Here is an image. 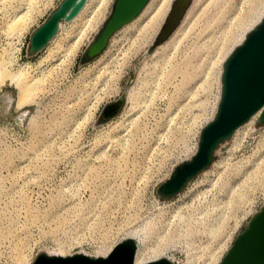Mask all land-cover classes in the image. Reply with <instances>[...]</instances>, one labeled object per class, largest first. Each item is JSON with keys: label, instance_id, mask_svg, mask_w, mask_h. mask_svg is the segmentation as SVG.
Wrapping results in <instances>:
<instances>
[{"label": "rangeland", "instance_id": "obj_1", "mask_svg": "<svg viewBox=\"0 0 264 264\" xmlns=\"http://www.w3.org/2000/svg\"><path fill=\"white\" fill-rule=\"evenodd\" d=\"M61 1L0 0L3 66L41 83L24 103L11 78L0 83V264H32L43 252L106 255L133 231L143 253L155 250L150 260L220 263L264 208V124L241 128L176 196L156 189L195 150L216 110L222 63L264 16V0H198L179 44L143 59L134 78L155 35L123 27L105 52L85 55L114 0L92 1L77 24L28 53L32 32ZM60 44L77 52L40 66ZM124 93L122 110L104 119Z\"/></svg>", "mask_w": 264, "mask_h": 264}, {"label": "water", "instance_id": "obj_2", "mask_svg": "<svg viewBox=\"0 0 264 264\" xmlns=\"http://www.w3.org/2000/svg\"><path fill=\"white\" fill-rule=\"evenodd\" d=\"M150 0H114L111 13L103 27L86 49V57L93 59L104 51L110 38L133 21ZM88 0H62L49 17L31 34L28 53L36 54L55 37L62 22H70L81 12ZM193 0H174L160 32L139 57L132 78L143 59L170 37ZM108 104L103 118L118 114L126 101ZM259 125L264 124V17L249 30L244 40L228 55L221 76V96L214 117L202 128L198 146L190 157L178 162L170 175L158 185L159 198L168 199L183 191L189 182L207 169L216 159L217 150L231 139L236 130L256 114ZM119 249L112 259L114 251ZM137 244L128 238L115 245L106 256L94 257L79 252L71 255L43 252L32 264H135ZM145 264H179L163 257ZM220 264H264V208L240 233Z\"/></svg>", "mask_w": 264, "mask_h": 264}, {"label": "bare ground", "instance_id": "obj_3", "mask_svg": "<svg viewBox=\"0 0 264 264\" xmlns=\"http://www.w3.org/2000/svg\"><path fill=\"white\" fill-rule=\"evenodd\" d=\"M92 1H94V0H88V2L86 3V5L83 7V9L81 10V12L76 16V18H74L72 21H70V22H62L61 23V25H60V28H59V31H58V33L55 35V37L48 43V45L46 46V47H48L54 40H56V38L58 37V35H59V33H60V31L62 30V28H63V26L65 25V24H70L71 26L72 25H75V24H77L78 23V21H76V20H78L81 16H82V14L86 11V9L88 8V6L91 4V2ZM173 1L174 0H150L149 2H148V4L146 5V7L142 10V12L138 15V17L137 18H135L133 21H131V22H129L128 24H126L125 26H123L122 28L123 29H125V28H128V27H137V32L138 33H140L141 35H143V36H145V35H152V36H154V38H153V40H152V42L154 41V39H155V37H156V35L160 32V30H161V28H162V26L164 25V23H165V21H166V18H167V16H168V14H169V12H170V10H171V7H172V4H173ZM198 0H193V2L191 3V5H190V7L187 9V11L185 12V14H184V16H183V18L181 19V21H180V23L178 24V26L175 28V30L172 32V34L170 35V37L169 38H167L163 43H161L156 49H155V51L151 54L152 56L153 55H155L157 52H158V50L159 49H161V48H164V49H167V48H169V47H176L178 44H179V41H180V36L179 35H181V32L184 30V27L186 26V24H185V22L187 21V19H188V17H189V14H190V11L192 10V8H193V6L195 5V3L197 2ZM98 4V3H97ZM102 4L104 5V4H106V1H103V0H101L100 1V3H99V5L98 6H100V7H102ZM107 5V4H106ZM90 9V8H89ZM96 9H97V7H96ZM98 9H99V7H98ZM93 10H95V9H93ZM92 13V12H91ZM94 13V12H93ZM94 17H97V16H94ZM264 17V16H263ZM262 17V18H263ZM261 18V19H262ZM92 19V18H91ZM98 19V18H97ZM97 19H96V22H94V25H92V24H88V20H83V21H79V24H78V26L77 27H73V28H75L77 31H76V34L78 35L79 33H81L82 34V32H83V30H85L86 29V27L88 26V25H90V27H91V30L93 31V30H96L97 29V26H98V24H97ZM260 19V20H261ZM259 20V21H260ZM93 21V20H92ZM100 21V20H99ZM258 21V22H259ZM257 22V23H258ZM256 23V24H257ZM85 24V25H84ZM88 24V25H87ZM255 24V25H256ZM92 25V26H91ZM254 25V26H255ZM253 26V27H254ZM252 27V28H253ZM121 28V29H122ZM251 28V29H252ZM88 29V28H87ZM120 29V30H121ZM122 29V30H123ZM251 29H249V30H251ZM89 30H90V28H89ZM120 30H118V31H120ZM248 30V31H249ZM86 31V30H85ZM84 31V32H85ZM117 31V32H118ZM186 31V30H185ZM247 31V32H248ZM62 32V31H61ZM84 32H83V34H84ZM116 32V33H117ZM246 32V33H247ZM80 34V35H81ZM82 34V35H83ZM18 35H19V33H18ZM61 35V34H60ZM59 35V36H60ZM115 35V34H114ZM246 35V34H245ZM245 35H243V37L245 38ZM242 37V41L244 40V38ZM69 38V37H68ZM76 38H77V36H76ZM112 38V37H111ZM110 38V39H111ZM60 40V39H59ZM80 40V39H79ZM82 40H83V38H82ZM151 39H148L147 40V43L150 41ZM241 41V42H242ZM67 42V41H66ZM65 42V43H66ZM82 42V41H81ZM110 42V41H109ZM240 42V43H241ZM23 43V42H22ZM69 43V42H68ZM74 43H76V40H75V42ZM239 43V44H240ZM59 44V43H58ZM109 44V43H108ZM152 44V43H151ZM150 44V45H151ZM239 44H237V45H239ZM63 45V44H62ZM61 44L60 45H55V46H57V50L56 49H52L51 51H50V53L48 54V57L46 58V59H44V60H42V62L39 64L40 66H42V64H45L46 65V63L50 60V59H54L55 58V56H57V54H59V53H62L61 51H63V49H62V46ZM67 45V44H66ZM72 45V44H71ZM149 45V46H150ZM236 45V46H237ZM62 46V47H61ZM69 47H70V45H68ZM148 46V47H149ZM235 46V47H236ZM46 47H44V48H46ZM66 47V46H65ZM107 47H108V45H107ZM106 47V48H107ZM234 47V48H235ZM67 48V47H66ZM71 48H73V47H70V48H68V49H66L65 50V52H67L66 54H71V52L72 53H76L77 52V50H72ZM80 48V47H79ZM106 48L104 49V51H102V53L103 52H105V50H106ZM233 48V49H234ZM233 49L231 50V52L233 51ZM147 50V49H146ZM14 51V53H15V51L16 50H13ZM19 52V51H18ZM64 52V51H63ZM64 52V53H65ZM230 52V53H231ZM7 53V52H6ZM101 53V54H102ZM229 53V54H230ZM9 54V53H8ZM228 54V55H229ZM9 55H12V53L11 54H9ZM59 55H61V57H62V59H65V54H59ZM64 56V58H63V56ZM100 55V54H99ZM98 55V56H99ZM228 55H227V57H228ZM13 56H14V54H13ZM12 57V56H11ZM73 57V56H72ZM226 57V58H227ZM5 58V57H4ZM226 58L224 59V61L226 60ZM3 59V58H2ZM8 59V58H7ZM6 59V60H7ZM12 59V58H11ZM6 60H3V62H6ZM8 61L10 62V60L8 59ZM224 61H223V63H222V72H223V65H224ZM9 62H7V63H9ZM5 64V63H4ZM26 68V67H25ZM30 68V67H29ZM23 70V68L19 71V72H17L16 71V73H11L10 71H8V69L6 70V65H4L3 66V63H2V60H1V58H0V83H2L4 80H5V77L6 78H8L9 77V79L11 78V80L13 81V82H15L16 83V87H18V89H19V101H20V103L23 101V103L25 102V101H29V100H32L31 99V97H33L32 95L34 94V92H35V90L36 89H38V87L35 89V86H37L38 84H41V83H39L38 82V84L36 85V84H34L35 82H32V81H34L35 79L31 76V78L28 76V75H30L28 72H27V69H25L26 70V72L28 73H26V72H24V71H22ZM31 71V70H30ZM222 72H221V75H220V96H221V76H222ZM118 77H120V75L118 76ZM33 78V80L31 81V79ZM38 78V77H37ZM42 78H44V76H42ZM42 78H40V79H42ZM39 80V79H38ZM37 80V81H38ZM41 81V80H40ZM42 82V81H41ZM44 82V81H43ZM11 83V82H10ZM38 91V90H37ZM37 93V92H36ZM220 96H219V99H218V102H217V106H218V103H219V100H220ZM128 99L132 102V110H134L135 109V107H136V104L138 103V92H135V89L134 90H131L130 92H129V96H128ZM217 106H216V110H217ZM216 110H215V112H214V114H213V116L210 118V120L214 117V115H215V113H216ZM259 112L258 113H256L251 119H250V121H248L246 124H244L243 126H241L238 130H236V132L234 133V135H236L239 131H240V129L241 128H243L244 126H248V125H250L251 123H253L255 120H257L258 119V117H259ZM210 120H208V122L210 121ZM207 122V123H208ZM206 123V124H207ZM205 124V125H206ZM204 125V126H205ZM203 126V127H204ZM202 127V128H203ZM202 130V129H201ZM200 133H201V131H200ZM200 133H199V136H200ZM233 135V136H234ZM199 136H198V140H197V144L195 145L196 146V148H195V150L190 154V155H188L186 158H188V157H190L193 153H195V151H196V149H197V146H198V141H199ZM232 136V137H233ZM231 137V138H232ZM183 159H185V158H183ZM182 159V160H183ZM181 161V160H180ZM214 163V162H213ZM261 211V210H260ZM260 211H258L255 215H254V217L260 212ZM253 217V218H254ZM134 233H136L135 231H133V233H131L129 236L130 237H128V238H131V239H134L135 241H136V244H137V249H136V254H135V264H145V263H148V262H150V261H154V260H157V259H160V258H163V257H165V256H160L159 258H157V259H154V260H150L151 259V255L149 254V253H151V252H155V250H152V249H150V252H147V253H143V251L142 250H140V247H139V243H138V240L135 238L136 237V234H134ZM132 236H135V237H132ZM128 238H125V239H128ZM232 247V246H231ZM230 247V248H231ZM111 248V247H110ZM112 251V250H111ZM110 251V252H111ZM229 251V250H228ZM64 253V252H63ZM82 253H85V254H87V255H91V256H94V257H98V256H106V255H108V254H106V255H96V254H90V253H88V252H82ZM60 255H64V254H60ZM167 258H169V259H171L172 261H176L175 260V258H173V257H169V256H166ZM225 257V256H224ZM153 259V258H152ZM150 260V261H149ZM223 260V259H222ZM222 260H221V262H222ZM217 262H219V261H217ZM220 262V263H221ZM220 263H218V264H220Z\"/></svg>", "mask_w": 264, "mask_h": 264}, {"label": "snow or ice", "instance_id": "obj_4", "mask_svg": "<svg viewBox=\"0 0 264 264\" xmlns=\"http://www.w3.org/2000/svg\"><path fill=\"white\" fill-rule=\"evenodd\" d=\"M118 252H119V249H117L116 251H114L111 258L114 259L116 257V255H117Z\"/></svg>", "mask_w": 264, "mask_h": 264}]
</instances>
